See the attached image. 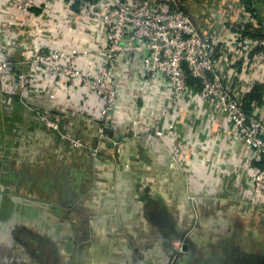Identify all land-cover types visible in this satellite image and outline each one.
Instances as JSON below:
<instances>
[{"label":"rangeland","instance_id":"rangeland-1","mask_svg":"<svg viewBox=\"0 0 264 264\" xmlns=\"http://www.w3.org/2000/svg\"><path fill=\"white\" fill-rule=\"evenodd\" d=\"M0 60L6 64L1 98L43 102L35 109V134L28 128L8 137L0 125V264L183 263L193 251V232L174 230L177 218L168 213L163 190L175 194L177 188L151 180L147 154L137 152L124 132L136 122L116 121L119 112L130 115L132 104L121 105L125 91L114 70L104 86L103 67L85 70L77 55L73 64L81 76L72 77L70 68L58 70L60 63L38 54L31 65L43 69L47 82L40 94L32 78L22 87L19 76L26 74L13 60ZM73 108L88 121L89 134L81 120H68ZM189 192L194 212L198 198Z\"/></svg>","mask_w":264,"mask_h":264},{"label":"crops","instance_id":"crops-1","mask_svg":"<svg viewBox=\"0 0 264 264\" xmlns=\"http://www.w3.org/2000/svg\"><path fill=\"white\" fill-rule=\"evenodd\" d=\"M11 1L0 0V57L13 60L18 73L32 78L38 93L46 90L47 82L43 80V69L33 67L31 61L41 50L77 52L85 70L103 67L106 43L99 18L75 8L81 18L74 20L61 0H50L47 6L39 2L30 13L23 14L12 7ZM178 1L203 27L207 37L220 38L231 28L230 39H237L241 4L255 15L264 30V0H249L252 8L245 0ZM245 38L255 41L260 37L248 33ZM248 60L256 64L251 67ZM221 66L230 76L231 86L242 88L245 96L256 84L264 86V46H250L237 54L233 51L222 58ZM114 76L118 89L125 91L121 105L132 104L130 115H114L117 123L125 126L141 120L135 129L132 126L131 133L124 132L133 138L130 144L137 152L147 154L146 167L153 171L151 180L175 184V194L163 190L164 200L169 201L168 213L178 219L174 230L193 232V251L180 264H264V207L249 201L252 178L263 163L241 143L229 119L196 86L180 94L173 107L168 82L144 79L133 60L120 59ZM240 78L246 79L247 84H241ZM42 103L35 96H27L24 102L21 97H0V106H5L0 109L2 134L9 137L13 130L28 128L35 134L40 123L35 109ZM53 103L58 107L57 100H51ZM141 106L148 107L143 118ZM167 109L172 112L169 122L162 114ZM72 111L68 120H81L83 132L89 134L88 121L84 117L78 119L76 109ZM254 114L264 121V97L254 103ZM163 129L167 137L161 140L156 133ZM167 148L177 156L176 160ZM189 190L198 198L195 214L188 203L192 194Z\"/></svg>","mask_w":264,"mask_h":264},{"label":"built area","instance_id":"built-area-1","mask_svg":"<svg viewBox=\"0 0 264 264\" xmlns=\"http://www.w3.org/2000/svg\"><path fill=\"white\" fill-rule=\"evenodd\" d=\"M61 1L65 2V11L71 14L72 19H78L81 14L79 15L74 7L78 0ZM79 1L81 12L90 13L102 22L104 29L102 38L106 43L103 50L106 60L101 71L103 85H111V72L121 57L138 64L141 77L144 79L168 82L173 107L176 105L177 97L193 87L188 83V76L199 80L204 98L229 119L241 143L263 163L252 178L249 201L253 205L264 207V121L257 114L250 115L245 111L246 96L243 89L231 86L230 76H226L221 66L222 58L233 51L237 54L250 46H264V38L255 41L245 38V34L248 33L259 37L264 32L255 15L241 4L242 22L237 33L238 38L230 39L228 32L231 28L220 38L205 36L202 32L203 27L194 22L178 0ZM39 2L46 6L50 4V0H12L11 5L18 13L25 14L35 9ZM77 55V52L65 50H41L39 54L41 60L60 63L57 66L60 68L58 70H61L62 65L70 68L67 71L72 77L81 76V70L73 64ZM250 63L248 60L249 65ZM5 65L0 60V76L5 72ZM19 77L22 87L28 86V76ZM239 81L241 84H247L246 79L240 78ZM147 111V106L142 107L140 113L142 118ZM162 114L168 121L172 112L167 109ZM140 121L136 122V127ZM156 134L161 140L167 137L164 129ZM167 149L170 156L176 160L177 156Z\"/></svg>","mask_w":264,"mask_h":264},{"label":"trees","instance_id":"trees-1","mask_svg":"<svg viewBox=\"0 0 264 264\" xmlns=\"http://www.w3.org/2000/svg\"><path fill=\"white\" fill-rule=\"evenodd\" d=\"M249 0H245V4L252 8L250 5H249ZM75 8H81V2L78 0L74 6ZM246 35V34H245ZM254 37H258L257 35H253ZM260 38L261 37H264L263 36V33L259 36ZM188 83L192 86H198L200 88V85H199V80L193 78L192 76H188ZM264 97V86L263 85H260V84H256L253 88V90L246 96L245 100H244V108H245V111L252 115L254 113V103L255 102H261L262 99ZM263 165V164H262Z\"/></svg>","mask_w":264,"mask_h":264}]
</instances>
